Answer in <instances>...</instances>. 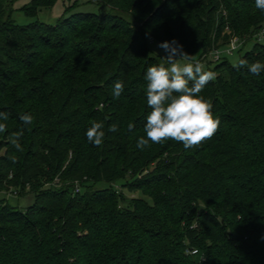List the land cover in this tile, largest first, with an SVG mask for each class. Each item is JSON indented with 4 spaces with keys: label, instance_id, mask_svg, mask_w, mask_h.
I'll list each match as a JSON object with an SVG mask.
<instances>
[{
    "label": "trees",
    "instance_id": "obj_1",
    "mask_svg": "<svg viewBox=\"0 0 264 264\" xmlns=\"http://www.w3.org/2000/svg\"><path fill=\"white\" fill-rule=\"evenodd\" d=\"M55 1L20 11L35 19ZM13 2L0 0V264H264V72L211 56L234 36L246 39L238 54L253 42L264 26L255 0H97L54 25L17 24ZM149 38L178 41L216 74L200 95L220 125L197 147H136L151 111L146 71L167 67ZM253 43L239 60L264 63ZM93 121L100 146L85 135ZM21 130L17 150L9 137ZM13 191L33 204L10 205Z\"/></svg>",
    "mask_w": 264,
    "mask_h": 264
},
{
    "label": "clouds",
    "instance_id": "obj_2",
    "mask_svg": "<svg viewBox=\"0 0 264 264\" xmlns=\"http://www.w3.org/2000/svg\"><path fill=\"white\" fill-rule=\"evenodd\" d=\"M257 9L264 11V0H255ZM166 55L165 64L150 66L145 74L147 81V105L151 109L147 115L144 133L137 139L136 147L144 150L151 143H164L173 140L183 144L188 150L210 140L218 130L220 120L213 116L212 102L200 95L206 85L216 78V74L205 71L201 63L192 62V56L183 50V45L178 41H164L158 44ZM189 61L181 64L180 61ZM236 68L246 67L253 75L264 72V63L254 62L248 64L246 60H239ZM124 85L116 81L112 94L119 98L123 93ZM0 117L7 119L6 113H0ZM25 125L33 122L34 117L23 114L20 117ZM6 124L0 123V132L6 131ZM134 127L129 123L128 128ZM103 122L93 121L85 135L89 143L100 146L103 142ZM109 131H118V126L113 124ZM23 130L13 133L9 139L17 150H22L20 138Z\"/></svg>",
    "mask_w": 264,
    "mask_h": 264
},
{
    "label": "rangeland",
    "instance_id": "obj_3",
    "mask_svg": "<svg viewBox=\"0 0 264 264\" xmlns=\"http://www.w3.org/2000/svg\"><path fill=\"white\" fill-rule=\"evenodd\" d=\"M30 0H14L11 10H12V18L15 20V22L19 25H27L31 21L37 20L39 22L54 25L58 22V20L63 16H71L76 12H88L92 10V6L89 3V0H56L54 5L50 8L41 9L37 13V17L35 19L26 17L21 11V7L26 5L27 2ZM76 4L77 8L67 10L69 6H72ZM158 44H160L158 41L148 39V45L150 48L151 53L166 63V61L163 59V57L166 55L165 51L158 47ZM254 43L249 42L246 44L244 49L240 54H238L237 51L234 52L233 55L227 56V60L232 65H236L239 61V56H241L246 51H249ZM189 61H180L181 64L188 63ZM168 66V65H167ZM213 68V65L210 66V69ZM104 184H96L95 189L104 188ZM5 196L7 202L15 207L18 208H26L33 204L34 202V195L33 194H26L23 196L13 195L12 192L3 193ZM2 195V196H3ZM124 197L127 200V203L130 202L131 199L134 198H143L144 200L150 202V199L147 197H142V195L138 192L135 193H129L127 191H124Z\"/></svg>",
    "mask_w": 264,
    "mask_h": 264
},
{
    "label": "built area",
    "instance_id": "obj_4",
    "mask_svg": "<svg viewBox=\"0 0 264 264\" xmlns=\"http://www.w3.org/2000/svg\"><path fill=\"white\" fill-rule=\"evenodd\" d=\"M91 2H96L97 0H89ZM226 31L228 32L229 29L226 28ZM252 41L258 44H264V26H262L252 37ZM246 42V39H239L238 37L234 36L232 37L227 46L224 49H215L211 52V56L214 61H218L222 54H225L227 56H231L234 54L235 51H237L240 47L244 45ZM79 189L76 186L75 187V193H78ZM13 195H18L17 191L12 192ZM187 254L195 255L197 252L195 250L193 251H186Z\"/></svg>",
    "mask_w": 264,
    "mask_h": 264
},
{
    "label": "crops",
    "instance_id": "obj_5",
    "mask_svg": "<svg viewBox=\"0 0 264 264\" xmlns=\"http://www.w3.org/2000/svg\"><path fill=\"white\" fill-rule=\"evenodd\" d=\"M28 2H29V1H28ZM28 2H27V3H28Z\"/></svg>",
    "mask_w": 264,
    "mask_h": 264
}]
</instances>
